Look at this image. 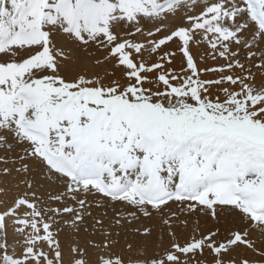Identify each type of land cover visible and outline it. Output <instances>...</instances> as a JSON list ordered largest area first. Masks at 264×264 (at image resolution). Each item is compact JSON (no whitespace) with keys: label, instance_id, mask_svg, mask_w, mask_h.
Listing matches in <instances>:
<instances>
[{"label":"snow or ice","instance_id":"6c2138e0","mask_svg":"<svg viewBox=\"0 0 264 264\" xmlns=\"http://www.w3.org/2000/svg\"><path fill=\"white\" fill-rule=\"evenodd\" d=\"M0 178V264H264V0H0Z\"/></svg>","mask_w":264,"mask_h":264},{"label":"bare ground","instance_id":"6f19581e","mask_svg":"<svg viewBox=\"0 0 264 264\" xmlns=\"http://www.w3.org/2000/svg\"><path fill=\"white\" fill-rule=\"evenodd\" d=\"M4 186L11 187L10 185H5L3 182V178H0V187H4ZM14 191H15V189H12V191H10L8 193V195L10 196V195L14 194ZM0 198H3V194H0Z\"/></svg>","mask_w":264,"mask_h":264}]
</instances>
